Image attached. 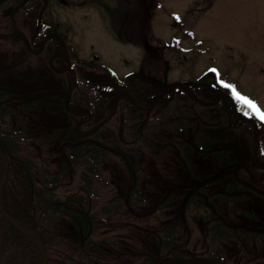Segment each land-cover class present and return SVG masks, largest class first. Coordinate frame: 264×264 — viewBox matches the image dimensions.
Returning a JSON list of instances; mask_svg holds the SVG:
<instances>
[{
	"label": "trees",
	"instance_id": "trees-1",
	"mask_svg": "<svg viewBox=\"0 0 264 264\" xmlns=\"http://www.w3.org/2000/svg\"><path fill=\"white\" fill-rule=\"evenodd\" d=\"M83 1L79 2L82 6L103 9L121 43L146 49L139 73L147 74L149 91L145 95L137 88L131 90L139 105H151V114L148 117L147 110L135 107V112L130 115L126 111L134 103L129 99L126 106L122 103L117 113L113 112L109 102L111 96L105 91L110 87L109 80L100 79V75L107 72L113 75L107 66L73 59L72 73L58 72L56 69L60 65L55 60L51 65L30 52L28 42L31 44L34 37L40 42L49 29L56 30L55 24L49 23L48 19L52 17L55 0H0V24L12 22L17 47L15 60H0V190L9 171L7 183L1 191L2 203L22 226L20 229L10 223L0 209V264H44L40 241L49 254V264L188 262V252L170 250L177 238L185 235L186 227L176 217L166 218L164 223L157 222L156 217L169 208L175 210L176 205L172 204L174 192L189 196L183 202L182 215L191 207L200 212L208 206L205 202L215 209L217 197L234 200L235 204L228 209L227 219L216 214L217 210L211 213L212 226L208 232L213 251L207 255L208 260L212 259L215 264H237L221 245L229 241L242 240L247 252L256 240V252H262L264 231L248 229L245 226L247 221L232 218L234 212L242 209L239 204L253 201L251 199L255 196L249 194L250 189L243 182L236 181L225 185L227 187H223L221 193L210 196L205 191L209 185L202 186V181L210 176L201 177L197 172V160L210 152L219 157L221 166H228L226 160L231 156L235 163L240 161L239 149L235 152L232 149L214 150V146H224L230 138L237 141L236 135L225 137L227 128L235 130L237 127L226 125L227 116L219 121L206 114L201 122L194 119L192 112L188 116L180 113L181 117H177L179 110L175 107V100L165 102L168 104L162 109L158 106L153 108L156 103L151 95L158 90L156 86L159 84L156 74L165 71L167 64L150 54L148 31L143 25L145 13L152 12L153 0ZM6 6L12 7L10 14L9 10H4ZM33 20L39 21L32 23ZM6 29L0 26V38ZM15 75L19 88L11 80ZM163 77L164 73L160 78ZM67 91L71 97L69 111L65 104ZM18 95L22 101L36 102L12 106ZM84 105L91 108L92 118L82 111ZM185 139L194 142L205 153ZM257 152L264 160L260 149ZM109 157L117 158L123 165L127 178L125 183L128 181L129 184L115 199L104 202L102 189L98 186L103 183L101 171ZM181 158H184L190 174V186L187 184L177 191L170 189L164 195L160 192V196L150 199L153 203H149L154 169L168 170L167 160L174 162ZM248 172L239 169L240 177ZM170 178L165 175L163 181L168 182ZM145 208L148 211H144ZM126 211L130 218L114 217ZM243 211V218L249 223L259 222L262 216ZM138 220L144 221L143 226L138 223L135 227L134 222ZM120 221V225L127 224L122 225L123 228L133 226L138 234H145L146 246L142 245L143 240L139 237L132 240L124 230L118 232L115 223ZM245 256L248 260L249 255ZM257 264H264V261Z\"/></svg>",
	"mask_w": 264,
	"mask_h": 264
},
{
	"label": "rangeland",
	"instance_id": "rangeland-1",
	"mask_svg": "<svg viewBox=\"0 0 264 264\" xmlns=\"http://www.w3.org/2000/svg\"><path fill=\"white\" fill-rule=\"evenodd\" d=\"M81 1L83 0H55L52 7L53 15L61 20L62 29L70 41V50L75 52L77 59L80 62L105 65L108 70L118 72L123 77L139 72L146 49L121 43L115 37L111 20L103 9L82 6L79 3ZM151 11L143 16V25H146L148 31L149 52L155 57H165L167 79L177 81L179 78H188L191 74L197 75L214 68L218 70L220 79L232 84L235 87L233 90L237 89L241 104L252 110L253 115L257 113L246 101L259 105L260 110L264 111V0H153ZM110 76L107 72L101 74L100 79H108ZM258 118L260 119V116ZM259 125L264 137V120L260 119ZM235 145L239 149L237 143ZM260 148V153L264 156V138ZM238 153L240 161H246L249 151L244 153L239 149ZM103 166L100 176L103 183L100 182L98 187L102 189L103 201L110 202L128 187L129 182L125 183L126 171L117 158L109 157ZM154 171L151 183L153 191H147L150 196L149 203H153L150 199H156L155 196H160V192L164 195L168 191L158 188V185H163L161 183L164 182L163 172H158L156 168ZM173 194V198L177 199L178 194ZM174 204L175 210L169 208L162 215L156 216L157 222L163 223L166 218L176 217V220H180L186 227L185 235L179 236L170 250L188 252L186 255L190 260L183 261L182 264H215L212 259L208 260L211 246L208 245L206 227L200 221L197 210L191 207L182 215V201H175ZM217 204L219 208L216 210L225 212L235 202L227 197L221 202L217 201ZM239 205L244 210L252 208L250 203ZM257 207L262 210L259 205ZM144 211L148 209L145 208ZM211 211L209 207L201 212L209 215ZM240 212H234L232 218H235V221H239L240 216L243 218L244 215ZM123 216L130 218L127 211L114 217L122 219ZM120 223L121 221L115 223L118 232L124 230L132 240H138L139 237L143 240L142 245L146 246L145 234H138V230H133V226L123 228L122 225L127 224ZM138 223L143 226L144 221L134 222L135 227ZM221 245L234 263L257 264L264 261V248L262 252L257 253L256 245L247 252L235 242L229 241ZM244 253L249 255L248 260L244 258Z\"/></svg>",
	"mask_w": 264,
	"mask_h": 264
},
{
	"label": "flooded vegetation",
	"instance_id": "flooded-vegetation-1",
	"mask_svg": "<svg viewBox=\"0 0 264 264\" xmlns=\"http://www.w3.org/2000/svg\"><path fill=\"white\" fill-rule=\"evenodd\" d=\"M11 6H6L4 10H9L7 11L9 14L11 13ZM50 21L49 23L55 24V29L56 30H51L49 29L46 35L40 40V42L34 40L31 42V44L28 42V49L30 52L35 54L36 56H41L43 59H45L49 64H53L54 60L60 65L59 68L56 70L58 72H70L72 73L73 69V64L74 61H77V57L75 52L70 50V41L62 29V22L60 19H57L53 15V10H52V17L48 18ZM39 20H33L31 21L32 23H37ZM30 22V21H29ZM1 27H7L6 32L2 33L3 37L0 38V60H7V59H13L15 60L17 58V47L16 45V37H15V31H13V26L12 22L8 21L5 23L0 24ZM73 56V58L71 57ZM74 59V61H73ZM159 59L166 63L167 60L163 55H160ZM44 60V61H45ZM145 60V58L143 59ZM142 60V61H143ZM43 61V62H44ZM80 61V60H78ZM1 65V64H0ZM142 65V63H141ZM140 70V68H139ZM138 70V71H139ZM210 70H204L200 72L197 75H189L188 78H179L177 81H170L166 77L160 78L161 75H166L167 76V71H159L156 74V77L158 78V89L157 91H153L151 98L155 100L156 105H153V108L158 106L159 109H162L166 107L165 102L173 101L175 100L176 104L175 107L179 110V114H177V117H181V115H186L188 116L189 113L192 112V115H194V119H197V122H201L202 119H205V115L209 114L210 118H217L219 121H221V118L227 116L229 119L226 121V125L228 127H237L235 130L232 129H226L225 131V137L230 138L233 136H237V141L236 139L230 138L227 144L224 146H214V150H225V149H232L234 152L238 149L235 145V142L239 146V149H241L244 153L246 151H249V154H246V161L243 159L242 161H236V163L233 160V157H229L226 160V163H229V165H220V160H218V156L213 153H205V150L199 149L194 142H192L189 139H185L189 144L197 148V150L202 151L204 154L203 156H200L198 161V174L201 175V177H205L209 175L210 177L206 178V181H202V186L207 183L208 188H206V193H209L211 196L212 194L216 193H221L220 191L222 190L223 187H227L228 183L235 184L236 181H240L243 185L247 186V189H250V195L255 196L250 202L252 208L247 210V211H252L253 213L257 214H262L261 218L259 219V222H250L246 218H241L240 216V221L241 219L247 221L245 222V226L250 229H261L264 231V160L261 158L262 156L259 155L257 152V149H261L262 147V140H263V133H262V127L259 125L260 119L258 118L257 115H253L252 110H250L248 107L243 106L241 103V98L239 95H237V92L233 90L235 87L230 84L229 82L220 79L219 76L216 77L213 75ZM160 74V75H159ZM159 75V76H157ZM0 79H2L0 77ZM9 79V77H8ZM162 79V80H161ZM13 81V85L16 87H20L18 83V78L17 75H15L14 78H11ZM110 87L105 88V91H108L110 99L109 102H111V107L113 106L114 108V113L116 114L118 108L121 106L123 103L126 106L127 101H132L134 103L133 106L129 107L126 112H129L131 115L133 112H135V107H137V110L139 109H145L147 110V116L149 117L151 114V105H139L137 100L134 98V95L132 93L131 89H139L141 94H147L148 93V85H149V78L146 73H139V72H134L130 74L128 77H123L118 72H113V75L111 74L110 78H108ZM145 86V89H143ZM16 92H19L16 90ZM68 93V91H67ZM51 94V93H50ZM129 99V100H128ZM70 100L71 97L69 96L68 93V98L65 102L66 104V109L69 111L71 110L70 108ZM148 101V99H145ZM36 100H31V101H22L20 99V95L15 96V100L12 101V106L15 107H20L21 104H28L31 105L35 103ZM3 105V104H1ZM83 112H86L89 114V117H93V113L91 111V108L87 105H84L81 107ZM185 109H189L188 112H185ZM89 110V112H87ZM236 120L234 123H230L232 120ZM143 123L146 122L145 119L142 120ZM229 122V123H227ZM80 125V124H78ZM134 126V125H132ZM253 127L255 130H253ZM220 132H223L220 130ZM219 132V133H220ZM208 156V157H207ZM156 159V158H155ZM154 159V163H156V160ZM168 162V163H167ZM232 162V163H230ZM106 163V162H105ZM164 164L167 163L168 170L163 169L164 171L163 174L166 176H171V178L168 180V182H163L161 184L163 185H158V188L160 190H181L184 189L189 185V172L188 169H186L184 163L185 160L184 158H181L180 161H174L170 162L169 160L165 162H162ZM171 167V168H170ZM253 167V169H252ZM242 168L244 170H248L249 172L242 173V177L239 175V169ZM155 172V171H154ZM158 172L162 173L159 169ZM170 173V174H169ZM9 176V171L6 172L5 177L3 178V184L1 186L0 190V202L2 203V188L3 186L7 183V178ZM164 180V179H163ZM256 184L254 185L253 183ZM188 184V185H187ZM190 186V185H189ZM217 187H220V189H217ZM179 193V192H178ZM177 193V194H178ZM259 194V195H256ZM174 195V194H172ZM208 196V195H206ZM188 195L186 197L181 196V193L178 194V198L172 200V204L175 203V201H182V203L185 201V199H188ZM223 197H217L216 199V205L215 209L211 208L213 212H217L216 214H220L221 217L223 218H228L229 216V210L221 211V210H216L218 209V204L217 201H223ZM208 201V200H206ZM256 201L257 203L255 204ZM203 207V209L212 207L211 205ZM255 204V205H254ZM259 204V207L262 208L259 209L256 205ZM3 205V203H2ZM5 208V207H4ZM1 209V208H0ZM6 210V209H5ZM201 210V211H202ZM245 210V211H246ZM2 211V210H1ZM7 211V210H6ZM200 211V212H201ZM241 210L237 211L238 213ZM8 212V211H7ZM197 212L199 213V219L202 222L203 225L206 227V235H208V245L210 244L209 241V230L211 229V218L213 219V214L209 213V215L205 213H200L198 210ZM3 213V212H2ZM9 213V212H8ZM244 213V211L240 212ZM5 215V213H3ZM223 214H226L223 215ZM12 216V214H10ZM244 215V214H243ZM6 216V215H5ZM13 217V216H12ZM259 217V215H258ZM7 218V216H6ZM8 219V218H7ZM14 220L16 218L13 217ZM205 219V220H204ZM9 220V219H8ZM256 220V219H255ZM11 223V221L9 220ZM18 223V221L16 220ZM16 225V224H14ZM20 227L17 226L18 228L22 229L21 224L19 223ZM190 228L191 226L188 225ZM191 233V231H189ZM188 232V233H189ZM186 233V232H185ZM264 233V232H262ZM41 242V241H40ZM235 242V244L241 245V248L244 251L243 248V241H231ZM264 242V239L262 240ZM252 245H257V241H253L251 243ZM45 245V244H44ZM211 246L210 251H213V246ZM46 249V247H45ZM47 252V250H46ZM244 258L245 253L243 254ZM45 263V261H44ZM48 264H49V254H48Z\"/></svg>",
	"mask_w": 264,
	"mask_h": 264
},
{
	"label": "water",
	"instance_id": "water-1",
	"mask_svg": "<svg viewBox=\"0 0 264 264\" xmlns=\"http://www.w3.org/2000/svg\"><path fill=\"white\" fill-rule=\"evenodd\" d=\"M87 112H89V110ZM0 208H1L2 212L5 213V215L11 221L12 224H16L17 226L20 227L19 223H17L16 220H14L13 217L10 215V213H8L5 210V208L3 207L1 202H0ZM40 244H41L42 254H44V261H45L44 264H48V254L46 252L45 245H44V243L42 241L40 242Z\"/></svg>",
	"mask_w": 264,
	"mask_h": 264
},
{
	"label": "snow or ice",
	"instance_id": "snow-or-ice-1",
	"mask_svg": "<svg viewBox=\"0 0 264 264\" xmlns=\"http://www.w3.org/2000/svg\"><path fill=\"white\" fill-rule=\"evenodd\" d=\"M259 114L260 119L264 120V111H261L253 102L246 101Z\"/></svg>",
	"mask_w": 264,
	"mask_h": 264
}]
</instances>
